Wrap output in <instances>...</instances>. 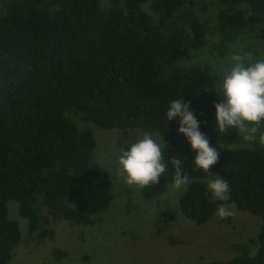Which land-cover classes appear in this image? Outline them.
Returning a JSON list of instances; mask_svg holds the SVG:
<instances>
[{"label":"trees","instance_id":"16d2710c","mask_svg":"<svg viewBox=\"0 0 264 264\" xmlns=\"http://www.w3.org/2000/svg\"><path fill=\"white\" fill-rule=\"evenodd\" d=\"M236 53L264 58V0H0V264L21 241L9 201L33 239L54 237L50 219L94 223L77 206L98 176L93 126L158 133L166 158L183 161L178 210L195 224L216 213L207 182L224 176L226 203L260 226L230 258L203 264H264V144L214 131L215 91ZM180 96L221 152L213 174L194 169L166 119ZM173 177L169 163L158 184Z\"/></svg>","mask_w":264,"mask_h":264},{"label":"rangeland","instance_id":"374dc122","mask_svg":"<svg viewBox=\"0 0 264 264\" xmlns=\"http://www.w3.org/2000/svg\"><path fill=\"white\" fill-rule=\"evenodd\" d=\"M97 141L94 161L98 176L85 185L77 202L95 220L92 225L50 219L53 238H30L27 220L18 213V203L9 201L11 218L18 222L21 241L9 264H203L228 259L234 244L247 241L258 232L260 218L228 203L234 215L225 219L216 213L202 225L183 216L173 182L150 184L142 190L128 186L117 171L121 147L135 141L136 134L156 132L140 129H101L93 126ZM136 134H135V133ZM61 250L59 257L54 253Z\"/></svg>","mask_w":264,"mask_h":264},{"label":"clouds","instance_id":"9594fccd","mask_svg":"<svg viewBox=\"0 0 264 264\" xmlns=\"http://www.w3.org/2000/svg\"><path fill=\"white\" fill-rule=\"evenodd\" d=\"M218 102L214 103V131L225 134L236 129L245 142L264 144V58L250 60L239 53L231 56V65L222 74L217 91ZM167 121L176 120L177 132L183 135L194 151L191 159L194 169L213 174L210 169L218 162L220 153L211 145L208 136L201 131V121L191 108V103L180 98L168 102ZM135 133V132H134ZM136 134V133H135ZM121 147L116 161L117 171L128 186L136 185L142 190L157 184L164 176L169 163L174 169L173 187L186 191L189 176L185 173L180 158H166V144L158 142L152 134H136L135 141ZM207 191L212 199L221 202L216 215L225 219L234 215L230 200V186L219 173L207 182Z\"/></svg>","mask_w":264,"mask_h":264}]
</instances>
